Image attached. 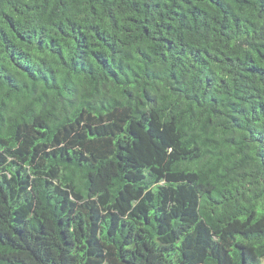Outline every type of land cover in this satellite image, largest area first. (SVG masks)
<instances>
[{
    "label": "trees",
    "instance_id": "trees-1",
    "mask_svg": "<svg viewBox=\"0 0 264 264\" xmlns=\"http://www.w3.org/2000/svg\"><path fill=\"white\" fill-rule=\"evenodd\" d=\"M264 0H0V264H262Z\"/></svg>",
    "mask_w": 264,
    "mask_h": 264
},
{
    "label": "rangeland",
    "instance_id": "rangeland-1",
    "mask_svg": "<svg viewBox=\"0 0 264 264\" xmlns=\"http://www.w3.org/2000/svg\"><path fill=\"white\" fill-rule=\"evenodd\" d=\"M262 264H264V262H262Z\"/></svg>",
    "mask_w": 264,
    "mask_h": 264
}]
</instances>
